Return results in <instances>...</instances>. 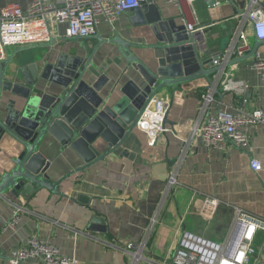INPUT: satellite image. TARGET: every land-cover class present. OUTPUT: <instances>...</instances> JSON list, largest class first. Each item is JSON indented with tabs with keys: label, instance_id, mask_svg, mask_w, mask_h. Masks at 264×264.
<instances>
[{
	"label": "crops",
	"instance_id": "0c3cea01",
	"mask_svg": "<svg viewBox=\"0 0 264 264\" xmlns=\"http://www.w3.org/2000/svg\"><path fill=\"white\" fill-rule=\"evenodd\" d=\"M30 1L0 0V3L18 2L27 10ZM217 1L199 0L193 6L187 2L177 6L165 0H155L153 3L163 9L165 18H174L186 28V21L192 23L198 18L205 27L208 46L207 53L201 50L203 56L215 58L218 53L226 51L234 42L239 27L245 31L253 49L258 40L252 27L248 21L237 17L244 9V0ZM131 12L124 13L114 26L102 22L93 36L104 40L118 32L136 44L152 43L154 38L148 24L134 23L130 18ZM55 43L57 48L76 46L82 55L92 50L99 40L90 36L61 38ZM47 44L23 46L27 47L24 55H28L30 61L41 59L50 50ZM17 48L10 47L9 51ZM135 50L142 56V49ZM257 52L264 58V42L258 44ZM233 59L236 57L221 63L220 70L211 77L213 84L207 77H201L180 87L164 88L156 95L155 98L169 101L171 108L167 115L170 130L161 134L155 142L137 128L106 159L65 179L59 185L64 195L39 188L36 192L28 190V197L24 190L19 194L20 199L0 202V264H9L12 250L21 247L31 236H39L56 244L62 253L77 258L78 264H129V257L122 250L104 242L124 245L143 238L150 218L157 212L170 168L178 162L184 148L188 151L179 165V184L161 211L160 222L148 243V257L154 260L166 258L184 230L209 238L214 235L223 238L232 219V206H240L264 216V169L256 171L250 165L252 154L260 157L264 151V124H252L245 128L251 152L240 149L232 140L226 142L225 149L208 148L192 132L200 120L204 121L227 106L236 105L243 96L249 108L264 109V80L253 67L254 56L239 62ZM93 62L103 67L110 77L104 90L115 89L114 97H120L119 85L132 79V68L118 46L102 43ZM222 73V78L229 75L245 81L250 89L244 95L224 91L219 80ZM209 94H212L213 100L202 114L200 105ZM5 147L2 145L6 151L0 153V179L9 169L8 165L4 166L6 159L16 154L11 146ZM41 149L52 163L50 174L54 181L84 164L72 149L63 148L50 136ZM18 205L29 208L36 215L22 212L16 229H5ZM95 213L106 219V232L90 228ZM21 264L46 263L29 259Z\"/></svg>",
	"mask_w": 264,
	"mask_h": 264
},
{
	"label": "water",
	"instance_id": "95a60500",
	"mask_svg": "<svg viewBox=\"0 0 264 264\" xmlns=\"http://www.w3.org/2000/svg\"><path fill=\"white\" fill-rule=\"evenodd\" d=\"M130 18L136 24H148L152 43L136 44L115 32L110 39L91 36L99 43L86 54H79L76 46L57 48L52 40L45 43L50 50L41 59L30 61L24 55L27 47L22 46L3 61L0 153L6 151L2 145H8L16 154L8 156L4 164L9 169L0 179V202L20 199L24 190L28 197V190L39 188L64 195L59 185L118 150L137 129L143 109L164 88L180 87L201 77L214 83L211 77L220 65L214 64L212 56H203L186 26L165 18L163 9L153 2L133 9ZM105 42L117 45L132 68V79L117 84L118 98L115 89L104 90L110 77L93 62ZM260 42L248 55L233 61L253 57ZM137 48L142 49V56ZM49 136L84 162L55 181L50 174L52 163L41 149ZM90 228L106 232L104 216L95 213Z\"/></svg>",
	"mask_w": 264,
	"mask_h": 264
},
{
	"label": "built area",
	"instance_id": "2783aa9c",
	"mask_svg": "<svg viewBox=\"0 0 264 264\" xmlns=\"http://www.w3.org/2000/svg\"><path fill=\"white\" fill-rule=\"evenodd\" d=\"M155 0H31L27 10L18 2L5 5L0 3V71L3 61L8 57L10 47H22L38 43H48L61 38H87L97 34L99 25L107 22L114 24L126 12L132 11ZM199 0H165L177 6L184 2L192 5ZM218 2L217 0H203ZM243 10L237 16L246 20L258 41L264 42V0H244ZM195 12V11H194ZM187 29L204 53H207L205 27L198 18L194 22L186 21ZM233 43L226 51L218 53L213 62L220 65L232 57H244L251 52L243 28H238ZM240 41V43H239ZM253 67L264 80V58L256 52ZM224 91L244 95L250 86L245 81L236 80L229 75L222 78ZM213 100L212 94L206 95L200 105V113H204ZM170 102L154 98L145 107L138 119L137 128L144 131L150 141L155 142L161 134L170 129L167 126V115ZM264 124V109L248 107L243 98L234 106H227L217 113L211 114L193 128V135L200 138L202 145L208 148L225 149L226 142L232 140L240 149L252 151L246 126ZM184 148L178 162L170 168L168 179L161 193L158 209L150 218L143 238L124 245L103 241L105 244L119 248L129 257V264H264V216L251 212L240 206H232L233 214L222 241L184 230L175 248L161 260L148 257V243L160 222L161 211L178 181V169L181 160L187 155ZM250 165L256 171L264 169V151L260 157L252 154ZM36 215L25 206L18 205L5 229H16L21 213ZM94 237V235L87 233ZM29 259H37L46 264H78V259L62 253L60 248L39 236H31L19 248L12 250L9 264H21Z\"/></svg>",
	"mask_w": 264,
	"mask_h": 264
},
{
	"label": "rangeland",
	"instance_id": "374dc122",
	"mask_svg": "<svg viewBox=\"0 0 264 264\" xmlns=\"http://www.w3.org/2000/svg\"><path fill=\"white\" fill-rule=\"evenodd\" d=\"M15 50V49H14ZM212 239L216 240V241H222L223 238H221L220 236L214 235L213 237H211Z\"/></svg>",
	"mask_w": 264,
	"mask_h": 264
}]
</instances>
